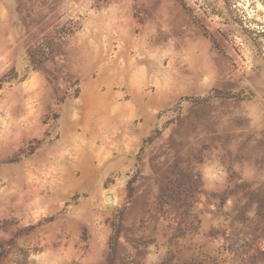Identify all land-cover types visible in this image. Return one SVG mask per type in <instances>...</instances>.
<instances>
[{
  "label": "rangeland",
  "instance_id": "1",
  "mask_svg": "<svg viewBox=\"0 0 264 264\" xmlns=\"http://www.w3.org/2000/svg\"><path fill=\"white\" fill-rule=\"evenodd\" d=\"M0 264H264V0H0Z\"/></svg>",
  "mask_w": 264,
  "mask_h": 264
}]
</instances>
